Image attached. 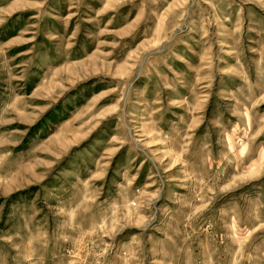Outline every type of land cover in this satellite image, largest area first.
Segmentation results:
<instances>
[{"label": "rangeland", "instance_id": "obj_1", "mask_svg": "<svg viewBox=\"0 0 264 264\" xmlns=\"http://www.w3.org/2000/svg\"><path fill=\"white\" fill-rule=\"evenodd\" d=\"M0 264H264V0H0Z\"/></svg>", "mask_w": 264, "mask_h": 264}]
</instances>
